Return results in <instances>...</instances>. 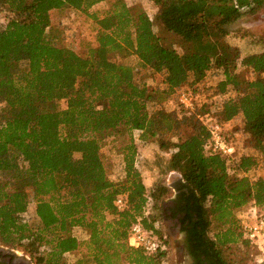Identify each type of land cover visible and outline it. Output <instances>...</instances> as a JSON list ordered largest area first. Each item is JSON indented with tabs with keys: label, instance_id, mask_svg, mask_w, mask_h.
I'll return each instance as SVG.
<instances>
[{
	"label": "trees",
	"instance_id": "16d2710c",
	"mask_svg": "<svg viewBox=\"0 0 264 264\" xmlns=\"http://www.w3.org/2000/svg\"><path fill=\"white\" fill-rule=\"evenodd\" d=\"M104 1L109 7L102 15L89 14L97 43L86 55L54 43L53 9L89 13ZM151 1L153 17L126 0H0L6 16L0 28V242L22 245L36 264H67L65 255L84 244L87 253L75 264H165L168 239L158 226L165 217L187 231L193 264H228L222 248L239 240L251 244L236 210L254 204L264 213V176L252 174L258 159L247 152L252 147L264 160V49L242 54L226 37L230 24L264 0ZM116 53L134 55L137 63L114 60ZM141 69L161 73L164 87L138 79ZM211 70L223 77L210 87L213 97L196 108L222 124L242 117L246 145L236 158L205 151L209 131L195 114L149 108L183 86L192 92ZM182 126L190 131L179 134ZM114 131L128 136L115 180L101 153L102 139ZM168 133L177 140L166 147ZM155 143L172 150L164 167L157 160L150 166L149 159H163L159 149L138 148ZM146 168L155 177L147 185L140 171ZM169 171L183 181L174 204L163 207ZM120 193L128 194L123 210L114 203ZM31 203L34 223L24 215ZM137 217L163 240L159 251L129 246ZM213 226L218 229L211 236ZM75 227L88 239L74 235Z\"/></svg>",
	"mask_w": 264,
	"mask_h": 264
},
{
	"label": "rangeland",
	"instance_id": "374dc122",
	"mask_svg": "<svg viewBox=\"0 0 264 264\" xmlns=\"http://www.w3.org/2000/svg\"><path fill=\"white\" fill-rule=\"evenodd\" d=\"M126 2L130 6L139 5L144 8L149 16H154L156 12V5L151 0H126ZM109 7L108 2H101L93 6L89 13H85L82 11H77L71 9L69 7H62L60 9H53L51 11V19L52 25L49 29V33L52 36V40L59 46H66L74 49L77 53L81 55H86L89 48L96 45L95 38V26L96 23L90 18V13L97 12L102 15L105 10ZM6 25V16L5 12H0V28H3ZM230 33L226 37V39L237 46L242 54H247L250 52H258L264 49V6L258 9L256 12H244V14L238 18L235 22L229 25ZM169 41L174 44L179 52L182 51L180 46L175 39L169 38ZM114 60L123 61L129 64H136L137 58L132 56H123L122 54H114L112 55ZM142 71L138 73V79L145 80L148 84L152 85L155 88H163V75L161 73H157L148 69H141ZM240 73L244 76H252L250 72L246 69L239 68ZM223 77L221 73H218L215 70H211L207 72L206 76L203 78L201 82L193 84L192 92L193 97L196 103L197 108H200L203 102L211 99L213 96L211 95L212 90L211 86H216L218 81ZM183 88H186L183 86ZM170 95L168 98L163 100L160 104L150 103V110H154L158 107H162L163 111H173L178 114V116L182 115L183 107L179 101L178 90ZM215 102H220V99L214 98ZM59 107H66L65 101L59 102ZM238 121V122H237ZM231 127H229V131H231L234 135L236 134L237 138V147L240 152H243V147L246 145L245 137L243 132L241 131L242 127V117L235 121ZM190 129L189 126H182L178 130L179 134H183L184 130ZM176 132V131H174ZM167 140V146L169 143L176 141L177 136L174 133H168L165 137ZM128 142V136L126 132L114 131L110 134L106 135L102 141L101 153L103 156L104 163L106 165L108 174L110 178L114 180L116 178H120L121 173V147ZM149 149L151 151L160 150V154L163 158L160 161L157 159H149L150 166L156 164L161 165L162 167L166 166V161L168 158L169 152L172 150L165 149L161 150L157 143L149 144L148 146H142L138 144V148L141 150L143 148ZM247 152L254 153L258 159V167L256 170L252 172L255 177L264 176V160L261 158L260 154L255 151L252 147H248ZM152 168H154L152 166ZM168 175V174H167ZM167 175L163 178V181L166 184ZM84 190L89 191L92 187L91 183L87 181L82 182ZM167 186V185H166ZM167 192L160 197L159 203L163 207H168L171 204V200L175 196V188L172 186H167ZM35 204L31 203L26 212V218L30 220L31 223L37 222ZM250 209V204L245 207L236 210V214L239 218H241L244 213H247ZM156 210V209H155ZM241 216V217H240ZM176 220H172L168 217H165L163 220L158 221L159 230L162 234H164L168 239V253L165 260V264H189L193 258L187 254L186 252L181 254L179 252V247L183 242V236L178 232V227L175 224ZM218 228H213L210 231L211 236H214V233ZM74 235H76L80 240L88 239L87 233L80 227H75L73 229ZM8 246L14 247L19 250H23L25 253L30 255V253L26 252V250L22 247V245H18L17 243L6 244ZM87 246L84 244L76 251L67 253L65 255L67 264H75L76 260L84 254L87 253ZM260 251L257 247L250 244V246H246L244 242L239 240L236 243H232L227 250L222 248V255L228 264H263V262H256V258L260 257ZM32 256V255H31ZM120 264H130L126 261L121 262Z\"/></svg>",
	"mask_w": 264,
	"mask_h": 264
},
{
	"label": "built area",
	"instance_id": "2783aa9c",
	"mask_svg": "<svg viewBox=\"0 0 264 264\" xmlns=\"http://www.w3.org/2000/svg\"><path fill=\"white\" fill-rule=\"evenodd\" d=\"M178 97L183 107L182 115L195 114L209 131V138L205 143V151L207 153L216 152L225 157H238L240 151L237 147L236 134L234 135L228 130L234 123L222 124L218 121L215 114L198 112L193 93L190 90L180 88ZM151 201L149 200L147 203L146 212L151 209ZM114 203L119 210L128 207V194H118ZM24 215L26 216V213ZM241 220L243 238L249 240L260 251V257H257L255 261L261 263L264 261V213L261 208L251 204L249 211L244 213ZM128 244L135 248H141L145 254H153L164 247L163 240L153 230L146 229L140 217H137L129 229Z\"/></svg>",
	"mask_w": 264,
	"mask_h": 264
},
{
	"label": "flooded vegetation",
	"instance_id": "af4514ba",
	"mask_svg": "<svg viewBox=\"0 0 264 264\" xmlns=\"http://www.w3.org/2000/svg\"><path fill=\"white\" fill-rule=\"evenodd\" d=\"M177 193L178 190L176 192V195ZM176 195L171 200V204L169 206H172L174 204V199L176 198ZM170 219L174 220V218H170ZM175 220H176L175 224L178 227V232L181 233L183 236V242L179 247V252L183 255L185 252L189 254L193 258V260L189 264H193L194 257L192 256V253L187 245V231L182 229L181 227L182 225L177 219ZM0 264H36V263L33 261L31 256L25 253L23 250H19L11 246L4 245L0 242Z\"/></svg>",
	"mask_w": 264,
	"mask_h": 264
},
{
	"label": "crops",
	"instance_id": "0c3cea01",
	"mask_svg": "<svg viewBox=\"0 0 264 264\" xmlns=\"http://www.w3.org/2000/svg\"><path fill=\"white\" fill-rule=\"evenodd\" d=\"M239 118H240V115L236 116L231 123L232 124L236 123L235 121L238 120ZM140 171L142 173V176L144 178V182L146 183V185L152 183V181L155 179V177L153 176L154 171H151L149 168L140 169ZM167 177L168 178L166 181V185L172 186L173 189L175 188V195H176V192H177L176 187L183 181L182 175L177 171H169Z\"/></svg>",
	"mask_w": 264,
	"mask_h": 264
}]
</instances>
